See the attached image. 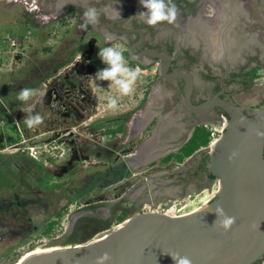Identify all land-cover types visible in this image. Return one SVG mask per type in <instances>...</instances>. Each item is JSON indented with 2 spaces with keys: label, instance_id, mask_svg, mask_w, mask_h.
I'll return each mask as SVG.
<instances>
[{
  "label": "rangeland",
  "instance_id": "rangeland-1",
  "mask_svg": "<svg viewBox=\"0 0 264 264\" xmlns=\"http://www.w3.org/2000/svg\"><path fill=\"white\" fill-rule=\"evenodd\" d=\"M35 1L0 0V37L8 34L20 41L17 49L6 53V65L0 72V141L6 139L13 122L22 136L17 146L7 147L0 155V264H16L22 254L35 248H64L82 244L102 237L119 225L115 222L116 213L108 229L100 230L84 240L76 239L75 236L83 231L82 227L77 226L78 218L95 213L91 210L84 212L87 205H90L88 208L99 207L96 213L106 219L112 212L107 205L117 200L124 201L122 204L127 209H136L129 217L138 212L160 210L172 205L183 207L179 213L189 214L199 209L206 200L210 205L218 188L214 183L202 187L201 192L179 197L160 199L151 194L150 190L155 188V184L149 179L150 170L144 167L136 169L134 174L138 172V175L133 177L125 158L121 156L123 149L120 148L126 139L125 129L120 134H106L121 124L126 114L135 112L139 116L145 108L152 84L158 77L157 64H148L144 60H141L142 65L127 63L129 67L139 69L140 75L133 93L122 96L115 85L98 79L95 74L106 67L99 59V50L111 46L124 55L123 46L117 41L106 45L104 37L92 32L82 37L85 29L80 28L77 13L63 15L53 2ZM248 2L252 18H257L255 0ZM209 5L203 4L202 8L206 9L182 25L174 21L181 30L180 36H190L192 30L203 27L209 30L211 40H216L212 35L222 28V23L215 5ZM138 8L141 9L140 4ZM56 16V19H52ZM205 18L212 25L209 29L203 23ZM260 22L264 24V19L260 18ZM165 27L171 32L172 24ZM259 33L264 34L263 30ZM220 55L219 49L218 60ZM79 62V68L90 71L85 81L88 89L84 90L89 94L90 118L72 129L70 136L74 138L69 135L60 137L63 144H54L50 142V133L42 134L46 130L44 123L28 128L24 118L32 114L28 111L29 107L37 111L36 106L47 82L54 75L70 70V63ZM57 66L54 75L39 84L38 80ZM260 77L250 93L236 97L250 111L264 108V105L257 104L264 100V72ZM23 88L34 90L33 98L27 103L17 99ZM229 88L235 87L231 85ZM110 97L118 101L115 109L108 107ZM175 107L182 108L180 103ZM40 115L44 122L52 118L48 112ZM138 122L142 123V117ZM86 124L94 125L86 131ZM210 128L212 131L215 126ZM67 139L89 142L88 159L77 161L73 158L70 161V143ZM31 151L36 152V159L30 157ZM123 184L124 190L120 191L118 187ZM140 186L147 187L146 191H142ZM57 214L61 215L58 224L46 233L48 224L55 220ZM260 264H264V261Z\"/></svg>",
  "mask_w": 264,
  "mask_h": 264
},
{
  "label": "flooded vegetation",
  "instance_id": "flooded-vegetation-1",
  "mask_svg": "<svg viewBox=\"0 0 264 264\" xmlns=\"http://www.w3.org/2000/svg\"><path fill=\"white\" fill-rule=\"evenodd\" d=\"M47 1L55 3L57 10L61 11L63 15L77 13L80 28L83 23V12L89 7L96 8L100 13L99 23L95 26L89 25L83 31L82 37L92 32L104 37L106 45L112 41L119 42L124 48V56L128 64L142 65L141 60L147 61L148 64H157L158 77L153 82L148 95H156L153 101L154 108L146 113L142 123L138 122L141 117L138 120L136 117L138 115L135 112L126 114L123 117V122L120 120L126 134L124 146L120 148L123 149L121 156L123 159L125 158V164L130 168L131 175L133 177L138 175V172L134 174L136 169L143 167V169H149L151 172L149 179L155 184V188H151L150 192L160 199L201 192L202 187L214 183L218 187L213 198L214 201L219 191V182L209 169L210 149L206 147L200 149L181 163L175 158L166 163L163 160L178 152L191 139L194 132V130L191 132L193 127L215 126L223 119L227 124L228 116L218 107L213 108L205 115L192 114L183 105L185 85L183 79L175 80L169 76L167 78L160 76L159 69L165 64V61L139 54L148 49L166 53L170 56L167 75L183 72L191 76L193 80L192 105L199 106L218 96L240 107L245 113H252L254 111L244 108L236 100V97L250 93L257 81V79L247 78L244 80L245 82H242L243 74L250 72L253 68H258L260 76L264 72V34L260 35L259 33L261 30L264 32V24L260 22V18L264 19V10L260 11L261 8L264 9V0H255L258 8L255 13L257 18H252V9L249 8L248 0H216L215 2L213 0H173L178 9L175 20L178 25L201 14L204 11L203 4L215 5L219 21L222 23V28L225 29L229 43L219 60L214 58L211 53L210 44L207 43L210 42L208 39L210 33L205 31V28L197 27L198 29L192 30L190 36L186 34L187 37L180 36L181 30L174 22L171 23V32L165 27L169 26L166 21L156 26L147 25L136 15L138 12L146 11L139 3L140 0H124L129 7L120 0H45L44 3ZM139 4L141 9L138 8ZM115 9L120 13L119 18ZM56 18L57 16L52 19ZM70 64L72 65L70 70L54 75L51 81L47 82L44 93L36 106L37 111L32 110V114L48 112L52 117L51 120H45L46 130L42 134L50 133V142L52 141L54 144L59 142L61 144L63 140L60 137L70 136L72 129L90 118L87 98L89 94L84 92L85 89H88L85 81L88 79L90 71L79 68L78 65H81V62ZM231 68L234 69L230 70ZM249 81L251 87L246 88L245 85ZM231 85H234L235 88H229ZM48 91L51 92V97L49 104L45 105L42 100ZM262 101L257 104L259 105ZM179 103L182 108L177 109L175 106ZM134 123L136 126L133 125ZM144 123L145 127L139 130ZM93 125L86 124L84 130L88 131ZM67 142L70 143V161L73 158L77 161L88 159L89 142L84 140L80 142L78 139H67ZM18 143L8 145L6 139L0 141V155L4 153V149L17 146ZM158 172H162V174ZM124 187L123 184L118 189L123 191ZM146 189L147 187L141 188L142 191H146ZM123 202L117 200L108 204L107 207L110 211L114 209L118 213L120 209L125 208ZM89 206H86L87 209L84 212L91 210L95 213L78 218L77 226L83 228V231L75 236L78 240H84L103 230L106 223H111L116 214L111 212L106 219L96 213L99 207L88 208ZM135 207L137 206L135 205ZM263 260L254 264L261 263Z\"/></svg>",
  "mask_w": 264,
  "mask_h": 264
},
{
  "label": "water",
  "instance_id": "water-1",
  "mask_svg": "<svg viewBox=\"0 0 264 264\" xmlns=\"http://www.w3.org/2000/svg\"><path fill=\"white\" fill-rule=\"evenodd\" d=\"M120 1L129 7L124 0ZM225 34L224 28L215 32L219 48ZM208 39L211 47V35ZM224 50L222 47L220 54ZM139 55L164 60L165 64L159 69L160 76L183 79V105L192 114L205 115L218 107L228 116L222 135L209 152V169L219 182V191L210 210L180 217L138 212L102 237L84 242L82 246L32 254L18 260V264H97V258L105 252L111 257L107 264H182L185 257L191 264H254L263 260L264 136L258 133H264V108L245 113L218 96L194 106L191 103L193 80L183 72L167 75L168 54L148 49ZM50 97L48 91L43 104L48 105ZM155 98L153 94L149 96L139 116L144 118L154 108ZM233 153L236 155L229 160ZM217 207H221L226 216L235 217V223L227 232L219 226L223 217L215 212ZM154 244L156 252H149V245Z\"/></svg>",
  "mask_w": 264,
  "mask_h": 264
},
{
  "label": "clouds",
  "instance_id": "clouds-1",
  "mask_svg": "<svg viewBox=\"0 0 264 264\" xmlns=\"http://www.w3.org/2000/svg\"><path fill=\"white\" fill-rule=\"evenodd\" d=\"M141 5L146 11L138 12L139 19L150 26H156L162 22L169 24L176 20L178 9L173 3V0H140ZM116 11L117 17H120L119 11ZM100 13L94 7H89L83 12L82 28L87 29L89 25L95 26L99 23ZM99 59L106 65L105 68L98 70L95 74L98 79L108 81L110 84L116 86L118 92L122 96L131 95L134 91V85L140 75L139 69L129 67L123 53L114 47H105L99 50ZM34 96V90L29 88H23L20 90L17 99L27 103ZM118 105V101L114 97L108 99V107L115 109ZM29 113L32 112L29 107ZM24 123L28 128H33L44 123V118L36 113L29 114L24 118ZM258 135L264 136V133H258ZM236 154L233 153L229 157L232 159ZM207 200L204 205H207ZM197 211L199 209H196ZM219 217H223L220 221V227L225 231H229L235 223V217L226 216L221 207H217L216 211ZM174 260L175 258L172 257ZM110 255L105 252L103 255L97 258V264H107L110 261ZM182 264H191V261L185 257L182 260Z\"/></svg>",
  "mask_w": 264,
  "mask_h": 264
},
{
  "label": "trees",
  "instance_id": "trees-1",
  "mask_svg": "<svg viewBox=\"0 0 264 264\" xmlns=\"http://www.w3.org/2000/svg\"><path fill=\"white\" fill-rule=\"evenodd\" d=\"M59 66L54 67V69H51L50 72H47L44 74V76L38 80L39 84L42 83L47 77L54 75L56 70L58 69ZM258 68H253L250 72L243 74L242 77V82H245V79H258L260 75L258 74ZM246 88L251 87V82L249 81L248 84L245 85ZM20 101V100H19ZM264 101H262L259 106H262ZM127 119V118H126ZM124 130V125L119 124L114 130H108L106 134H120ZM9 134L6 136V140L8 141V145H13L15 143H18L21 141V134L18 131V128L16 124L13 122L9 126ZM106 131V130H105ZM211 128L210 126H204V125H199L194 129L193 135L191 139L175 154L169 155L167 158L163 160L164 163L170 161L171 159H176L179 163L183 162L185 159L193 155L195 152H197L200 149H203L208 146L209 142L211 141ZM15 137V138H14ZM21 154V153H20ZM93 208V207H92ZM118 209V208H117ZM136 210L135 208L132 209H127V208H122L120 211H118L117 216H115V222L116 224H121L123 223L129 216L130 214ZM114 213L116 211L113 209ZM61 215L57 214V217L55 220L51 221L47 228H46V233H49L52 228L58 224V218H60ZM110 222H107L105 225V228L103 230H106L110 227ZM260 264V263H258Z\"/></svg>",
  "mask_w": 264,
  "mask_h": 264
},
{
  "label": "built area",
  "instance_id": "built-area-1",
  "mask_svg": "<svg viewBox=\"0 0 264 264\" xmlns=\"http://www.w3.org/2000/svg\"><path fill=\"white\" fill-rule=\"evenodd\" d=\"M19 46H20V41L14 36H10L6 34L0 37V72L4 69L6 65V59H5L6 53H8L9 50L17 49ZM225 124H226L225 120L223 119L222 122L215 125V128L211 132V141L209 142L206 148L211 149V147L215 144V142H217L221 133L224 130ZM35 153L36 152L29 153L30 157L36 159ZM182 209L183 207H176L175 205H172L166 208H161L160 210H150V211H142V212H160L163 214H167L169 216L178 217L184 214V213H179Z\"/></svg>",
  "mask_w": 264,
  "mask_h": 264
},
{
  "label": "bare ground",
  "instance_id": "bare-ground-1",
  "mask_svg": "<svg viewBox=\"0 0 264 264\" xmlns=\"http://www.w3.org/2000/svg\"><path fill=\"white\" fill-rule=\"evenodd\" d=\"M203 1V0H202ZM216 0H213V2H215ZM218 1V0H217ZM205 9V8H204ZM218 9H219V7H218ZM212 10V9H211ZM214 10V9H213ZM110 11V10H109ZM112 12V11H111ZM110 12V13H111ZM226 12V11H225ZM227 13V12H226ZM231 13V12H230ZM215 14V13H214ZM211 15V14H210ZM225 15V14H224ZM228 15V14H227ZM204 17H206V16H204ZM213 17V16H212ZM221 18V17H220ZM198 19H200L199 17H198ZM215 21V20H214ZM223 22V21H222ZM203 23L208 27V29H209V27H212V25L210 24V20L208 19V18H205V20H203ZM200 25H201V23H200ZM216 27V26H215ZM191 28V27H190ZM202 28V27H201ZM193 29H194V27H193ZM205 31H209V30H205ZM211 31H212V28H211ZM203 33V32H202ZM209 33V32H208ZM198 34V33H197ZM202 35V34H201ZM213 36V38H216V35L214 34V35H212ZM225 36H226V34H225ZM207 43H209V42H207ZM221 43V42H220ZM211 44H212V46H211V53L213 54V56H214V58L215 57H217V54H218V52H219V49H221L222 47H226L229 43H228V39H227V36L222 40V43H221V45H220V48H219V46H218V41H217V39L216 40H212L211 41ZM137 117V116H136ZM140 117H142V116H139V118ZM142 119H143V117H142ZM133 125H135V123L133 124ZM133 125H132V127H133ZM136 126V125H135ZM210 205H204V204H202L200 207H199V210L197 211H194V212H191V213H189V214H184L183 216H186V215H190V214H192V213H195V212H200V211H208V210H210L209 207ZM182 216V215H181ZM178 217H180V216H178ZM206 221H208V219L206 220ZM208 222H210V221H208ZM116 227H118V226H116ZM115 227V228H116ZM78 246H82V244H78ZM156 245L154 244V245H149V247H148V250H149V252L151 251V252H156ZM59 248L58 247H49V248H46V249H40V248H35V249H33V250H31V251H27V252H25L24 254H22V256L20 257V259H19V261L20 260H22V259H24V258H26L27 256H30V255H32V254H36V253H40V252H43V251H48V250H58ZM18 261V262H19ZM18 262L16 263V264H18Z\"/></svg>",
  "mask_w": 264,
  "mask_h": 264
},
{
  "label": "crops",
  "instance_id": "crops-1",
  "mask_svg": "<svg viewBox=\"0 0 264 264\" xmlns=\"http://www.w3.org/2000/svg\"><path fill=\"white\" fill-rule=\"evenodd\" d=\"M140 130V129H139Z\"/></svg>",
  "mask_w": 264,
  "mask_h": 264
}]
</instances>
